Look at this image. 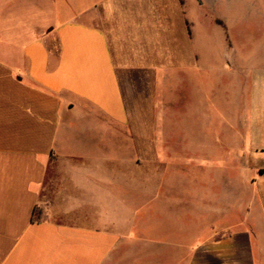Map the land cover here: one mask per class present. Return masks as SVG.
<instances>
[{
    "label": "crops",
    "instance_id": "crops-1",
    "mask_svg": "<svg viewBox=\"0 0 264 264\" xmlns=\"http://www.w3.org/2000/svg\"><path fill=\"white\" fill-rule=\"evenodd\" d=\"M200 13V0H0V264H264V56L242 128L255 172L195 207L191 246L148 234L114 189L135 174L137 124L194 111ZM44 193L66 222L34 218Z\"/></svg>",
    "mask_w": 264,
    "mask_h": 264
},
{
    "label": "rangeland",
    "instance_id": "rangeland-1",
    "mask_svg": "<svg viewBox=\"0 0 264 264\" xmlns=\"http://www.w3.org/2000/svg\"><path fill=\"white\" fill-rule=\"evenodd\" d=\"M200 10L194 111L173 103L167 116H156L153 131H145L144 121L137 124L135 154L133 148L125 154L136 162L135 174L130 184L114 187L135 219L149 223L148 234L185 246L197 232L195 207L209 205L226 188L240 191L247 173L255 172L257 161L242 128L255 126L258 61L264 56V0H200ZM48 200L44 193L34 218L66 222ZM131 213L122 212V223Z\"/></svg>",
    "mask_w": 264,
    "mask_h": 264
}]
</instances>
